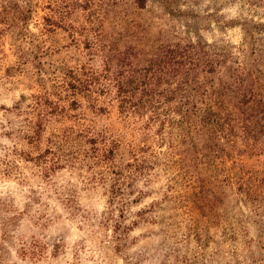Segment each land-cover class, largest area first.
<instances>
[{
	"label": "rangeland",
	"instance_id": "obj_1",
	"mask_svg": "<svg viewBox=\"0 0 264 264\" xmlns=\"http://www.w3.org/2000/svg\"><path fill=\"white\" fill-rule=\"evenodd\" d=\"M195 43L216 117L122 111ZM0 264H264V0H0Z\"/></svg>",
	"mask_w": 264,
	"mask_h": 264
},
{
	"label": "trees",
	"instance_id": "obj_2",
	"mask_svg": "<svg viewBox=\"0 0 264 264\" xmlns=\"http://www.w3.org/2000/svg\"><path fill=\"white\" fill-rule=\"evenodd\" d=\"M201 45L157 47L142 56L134 55L137 58L135 65L132 64L128 71L124 70L126 67L120 68L123 77L117 83V93L122 111L158 112L160 107H167L168 111L178 114L182 120L198 114L204 115L203 122H210L212 116L216 117L213 114L217 113L211 109V96H217V106L223 105L225 90L216 92L217 89L212 87L209 91L204 83L199 82L201 73L206 75L214 70L211 51ZM242 98L244 95L240 96ZM201 104L205 105V109L200 108ZM226 117L229 115L226 114ZM229 121L218 118L216 124L225 127ZM193 123L197 127L198 123Z\"/></svg>",
	"mask_w": 264,
	"mask_h": 264
}]
</instances>
